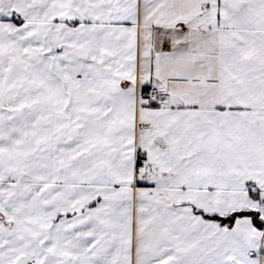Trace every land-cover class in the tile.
<instances>
[{
  "label": "snow or ice",
  "instance_id": "snow-or-ice-1",
  "mask_svg": "<svg viewBox=\"0 0 264 264\" xmlns=\"http://www.w3.org/2000/svg\"><path fill=\"white\" fill-rule=\"evenodd\" d=\"M0 264H264V0H0Z\"/></svg>",
  "mask_w": 264,
  "mask_h": 264
}]
</instances>
